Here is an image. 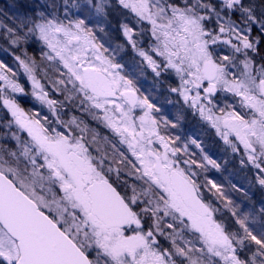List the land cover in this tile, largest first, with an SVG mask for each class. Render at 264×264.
Here are the masks:
<instances>
[{"label":"flooded vegetation","instance_id":"flooded-vegetation-1","mask_svg":"<svg viewBox=\"0 0 264 264\" xmlns=\"http://www.w3.org/2000/svg\"><path fill=\"white\" fill-rule=\"evenodd\" d=\"M80 1L55 0L52 3V0H0L1 18H4V21L13 20L8 25L9 32H4L2 29L0 31V53L6 59L3 62L4 77L0 79V83L7 84L13 93L15 90L19 91L18 94L21 97L18 96L16 101H19L21 109L24 114L26 113L24 122L27 121V125L33 127L31 130L34 131L33 124L38 123L39 125V132L36 136H40L44 146H49L43 155L45 163L50 168V171H44L45 174L52 175L53 172L56 186L65 188L63 190L65 195H67V189L69 191L68 186L81 187L82 193L79 196L83 200L82 213L86 212L87 225L91 230L98 232V237L105 250L120 253L118 257L128 258L134 249L133 259L137 261L135 252L139 249L137 227L156 223L159 220L154 216L162 217L161 212L165 213L168 210L160 205L158 213L157 211L152 213L140 211L137 214L138 207L133 206L125 198L118 184L111 177L100 176L97 166L90 163L87 154L91 150L87 146L81 148L68 146L64 138H62L64 146L60 149L51 146L54 142L46 145V141H55L50 136H59V127L62 128L59 123L62 120L68 121L71 118L79 125V118H86L80 116L83 115L80 113L82 108L74 103L77 102L73 89L75 85L67 77L65 78L67 83L62 82L60 79L62 72L58 71L59 64H61L58 60L63 58L65 52L70 54L72 49L61 50L58 47L60 42L58 46H54L55 42L51 39L52 29H49L54 20L62 24L68 22L66 17L60 20L54 19L52 15L54 9H64L65 15L66 11L78 7L77 4ZM223 3L232 9L234 5L241 7L244 0H240L239 4H233V1ZM256 3L264 4L261 0H257ZM9 5L19 14H11L16 20H11L6 16ZM163 5H165L163 0H95L93 3L96 16L95 38L97 39L95 52L98 55L99 65H87L86 59L83 58L92 53L90 47H85L81 51L83 55L78 54L72 64L80 68L85 88H98L103 100L114 101L109 108L117 106L118 114L122 116L118 119L122 132L121 144L127 148L128 158L133 163L145 161L164 163L163 166L158 165L156 169L154 168L155 172L157 170L158 178L162 179L160 183L163 184L158 186V189L163 196L168 193L179 209L181 208L188 216L191 215L196 227L194 232L201 233L204 226L203 218L210 216L206 203L207 198L199 186L203 179L181 172L178 165L179 157L192 160L198 159L196 154H199L219 159L218 171H223L222 176L230 184L229 186L235 183L231 179H236L235 186L243 192V197H253V201H261L264 204V21H260L259 30L252 29L251 34L246 33L245 35L247 45H244V48H247L245 50L247 55L244 54V59L249 63L248 65L252 66L247 75V84L251 88L250 95L246 98L239 99L238 97L230 100L231 104L238 107L239 105L244 106L243 102H245L247 113H242L243 109H232L230 112L233 117L223 118L222 113L226 108H222L220 100L217 102L209 100L206 106L203 96L205 90L202 85L195 87L201 91L198 92L201 100L196 104L177 103V107L171 106L174 102L172 88L165 83L170 81L171 76H175L176 85L179 84L178 76L183 79L188 77L191 82L195 76H201L205 77L207 82H213L219 67L218 64L211 60L207 61V59L202 63L199 43H197L199 37L197 28L192 27L189 31L184 29L183 25L178 23L179 16L175 11L177 17L172 13L164 15L162 10L159 12ZM178 14L181 17L182 12ZM20 17L23 20L22 23L17 21ZM191 20L185 19L184 23L188 25L187 22L191 23ZM43 27H46L49 36H43ZM182 45L184 48L180 49ZM192 51L195 52L194 55L191 54ZM182 56L187 59L188 72H184L187 68L183 65ZM195 62L199 63L196 69L193 68ZM13 63L16 64V71L11 70L14 67ZM210 64L215 66L212 79L207 75ZM99 72L104 75L107 84L111 86L112 93L106 94L99 87L97 80ZM47 84L52 85L53 89L57 85L68 86L63 88L67 91V98L71 96V100H66V105L69 106L66 112L62 110L58 102L55 103L59 95L47 93L55 91ZM66 96L64 94L61 99ZM45 100L48 101L47 107L44 104ZM24 101L28 103L24 104ZM212 104L215 105V110L209 107ZM209 112L213 113L214 117H206ZM218 117H220L219 122ZM81 120L85 122L84 119ZM85 123V126H89L90 129L94 127L92 123ZM84 132H86L85 129L76 131L79 135ZM109 139L117 140L110 135ZM130 141H134V144ZM101 148L97 152L99 157H102V152H107L105 144ZM109 150L111 151V147ZM208 158H206L207 163ZM193 170L196 173H208L206 166L204 169L193 168ZM177 174L182 175L194 185L198 196L207 206L208 214H199L185 204L183 194L175 188L174 176ZM98 182L109 183L131 207L132 218L127 227L110 226L109 221L113 219L103 218L94 212L90 188ZM104 189L108 188L104 187ZM109 193L111 195L110 190ZM234 197H236L235 194L231 198ZM257 204L261 206L260 203ZM244 205L250 204L245 203ZM164 216L169 217L170 215L164 214ZM50 217L55 220L53 215ZM55 221L61 230H64L58 221ZM255 227L252 226V228ZM205 228L210 230L211 224L209 223ZM249 228L250 226L238 227V231ZM212 229L214 230L213 226ZM208 234L210 237L215 236V244L224 245L221 234L212 233L211 230ZM90 243L93 245L92 242ZM217 245H215L216 248L211 249L210 254L220 261V254H222L220 249L224 247ZM228 247H233V252L239 251V246L233 243H230ZM245 249L248 254L253 255L254 248L251 245L245 246ZM85 253L92 264H96L92 254L88 251ZM165 255V264L176 263L178 254L175 251L165 252ZM236 264H241L240 258Z\"/></svg>","mask_w":264,"mask_h":264},{"label":"rangeland","instance_id":"rangeland-1","mask_svg":"<svg viewBox=\"0 0 264 264\" xmlns=\"http://www.w3.org/2000/svg\"><path fill=\"white\" fill-rule=\"evenodd\" d=\"M54 1L52 0V3ZM256 1L244 0L243 5H240L241 7L234 5L232 9H229L226 4H221L217 0H163L165 5L160 7L159 12L162 10L164 15L168 13H172L175 17L178 15V23H181L187 31L192 27L197 28V33H199L197 43H199L202 63L207 59V61L211 60L218 64L219 67L213 82H207L206 78L201 76H195L191 82L188 77L183 79L176 75L179 82L176 85L175 76H171L170 81L165 83L172 88V98H174L172 107H177V103L196 104L201 100L198 97V92L201 91L195 87L202 85L205 90L203 96L206 106L209 100H213L211 102L220 100L222 108H226L222 113L223 118L233 117L230 112L232 109H243L242 113H247L245 102H243L244 106L238 104V107L231 104L230 100L238 97L242 99L250 95L251 88L247 84V75L252 66L248 65L249 63L244 59V54L247 55L245 52L247 48H244V45H247L245 35L246 33L251 34L253 30H259L260 21H264V4H258ZM261 1L264 3V0ZM94 2L93 0H81L77 4L78 7L66 11L65 15L64 9L52 11L54 19L60 20L64 17L68 19L66 24L54 20L49 27L52 29L51 39L55 42L54 46L61 43L58 46L61 50L72 49L70 54L65 52L63 58L58 60L61 62L58 68V71L62 72L60 79L67 83L65 81L67 77L75 85L73 89L77 102L74 103L82 108L80 113L83 115H79L86 118H79V125L71 118L68 121L62 120L59 123V126H62V128L59 127V136H50L55 141H46V145L49 142H54L51 146L60 149L64 146L62 142V138H64L68 146L72 145L79 148L87 146L91 150L87 154L90 163L97 166L100 176L111 177L118 184L125 198L133 206L138 207L137 214L140 211L143 213L145 211L147 213L148 211L150 213L157 211L158 213L160 212V205H163L168 211L161 212L162 217L154 216L159 220L156 223L143 224L137 227L136 234L139 239L137 244L139 249L135 251L137 261L133 259V247L128 258L118 257L120 253L116 254L105 250L98 237V232L88 227L85 219L86 212L82 213V209H84L83 200L79 196L82 193V188L77 185L68 186L69 191L67 189V195H65L63 193L65 188L56 186L53 172L52 175L45 174L44 171H50V168L45 163L43 155L49 146H44L40 136H36L39 132L38 123L33 124L35 128L32 131L33 127L28 126L27 121L24 122L27 115L21 109L19 101H16L18 96L21 97L18 94L19 91L15 90L16 94L13 93L5 83H0V170L14 180L16 185L29 197L36 200L40 209L53 215L72 239L77 241L84 251L92 254L96 264H165V252L169 251H175L178 254L175 264H236L238 258L241 259V264H264V204L261 201H253V197H243V192L235 186L236 179H231L235 183H232L230 187V184L224 179L225 177L222 176L223 171H218L219 159L196 154L198 159L191 160L179 157L178 160L181 172L188 176L203 179L199 186L207 198L206 203L209 207L210 216L203 218L202 224L204 226L201 233H198L194 232L196 227L191 215L188 216L181 208L179 209V206L172 202L168 193L163 196L158 189V186L163 184L160 183L162 179L158 178L157 170L155 172L154 168L156 169L158 165L163 166L164 163L149 161L133 163L128 158V150L121 144L122 132L118 119L122 116L118 114L117 104L115 108H109V105L114 101L103 100L98 88H85L80 68L76 67L74 63L72 64L73 59H76L78 54L83 55L81 51L85 47H90L92 53L83 58L86 59L87 65H99L98 55L95 52L97 39L95 38ZM8 10L6 16L11 20L15 19L11 14L19 15L12 9L11 5H9ZM178 10H180V14L182 12L181 17ZM75 15L76 17L72 18ZM6 16L4 17L8 20ZM3 19L0 16V31L2 29L4 32H9L8 25L13 20L10 22V20L4 21ZM40 19L42 18L40 17ZM185 19H192L191 23L185 24ZM17 21L22 23L23 20L20 17ZM43 36H49L46 27H43ZM58 42L60 43L58 44ZM183 48L182 45L180 49ZM193 53L195 52L192 51L191 54L194 55ZM2 56L0 53V79L4 77L2 74L3 62L6 60ZM182 62L187 68L184 72H188L189 65L186 63V57L182 56ZM197 66L199 63L195 62L193 68L196 69ZM61 69L63 70L61 71ZM11 70H17L16 64ZM47 85L53 89L52 85ZM61 86L57 85L53 89L55 91H48L47 93L59 95L55 103L58 102L62 110L66 112L69 107L66 105V100H71V96L67 98V91L63 89L68 86ZM219 87L220 90L218 91ZM64 94L66 98L61 99ZM84 98L86 100H81ZM27 101H24V104ZM44 104L47 107L48 101L45 100ZM209 107L215 110V105L212 104ZM187 112L190 113V111ZM216 116L219 115L216 114ZM206 117H214V114L209 112ZM81 119L92 123L94 127L90 129L89 126H85L86 123ZM219 120L220 117L217 121L219 122ZM77 129L79 131L85 129L86 132L79 135L76 133ZM109 135L117 138V140L111 141ZM134 141L130 142L134 144ZM103 144H105L108 153L102 152L101 154L104 156L99 157L97 152L102 149ZM109 147H111V151ZM85 150L87 149L85 148ZM206 158L209 160L208 163ZM205 166L206 171H208L206 174L196 173L193 170V168L204 169ZM233 194L236 197L231 198ZM241 196L243 198H239ZM245 203L250 205H244ZM257 203H260L261 206L259 207ZM164 214L170 216L165 217ZM209 223L212 233L222 235L221 240L224 245L215 244V236L210 237L209 228H205ZM246 226H250V228L238 231V227L244 228ZM252 226L256 227L252 228ZM230 243L239 246L237 253L232 251L233 247H228ZM215 245L224 247L220 249L222 253L220 254V261L210 254L211 249L216 248ZM249 245L254 248L253 255L248 254L245 249V246ZM19 255L17 243L9 237L0 225V264H15Z\"/></svg>","mask_w":264,"mask_h":264},{"label":"water","instance_id":"water-1","mask_svg":"<svg viewBox=\"0 0 264 264\" xmlns=\"http://www.w3.org/2000/svg\"><path fill=\"white\" fill-rule=\"evenodd\" d=\"M234 2L239 3L240 0H233ZM214 72L213 65H210L207 74L210 79L214 77ZM105 79L102 73H97L99 87L110 94L113 90ZM174 183L189 207L199 214H208L205 203L190 182L177 174L174 176ZM104 187L108 189L103 190ZM90 193L94 212L103 218L113 219L109 221L110 226H127L132 218L131 207L116 189L107 182H98L91 186ZM0 224L18 245L20 256L15 264H92L76 242L1 171Z\"/></svg>","mask_w":264,"mask_h":264}]
</instances>
